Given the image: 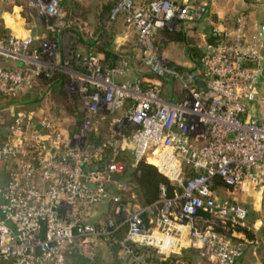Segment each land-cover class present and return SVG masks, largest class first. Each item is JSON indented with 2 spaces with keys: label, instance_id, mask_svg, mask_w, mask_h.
I'll use <instances>...</instances> for the list:
<instances>
[{
  "label": "built area",
  "instance_id": "obj_1",
  "mask_svg": "<svg viewBox=\"0 0 264 264\" xmlns=\"http://www.w3.org/2000/svg\"><path fill=\"white\" fill-rule=\"evenodd\" d=\"M22 1L39 24L54 18L66 26L61 0ZM119 15L136 33V57L151 73L176 80L185 91L180 101L144 88L140 73L117 81L132 70L129 58L109 67L80 48L61 54L57 41L34 34L38 23L22 35L0 33V60L20 63L0 66V92L29 94L37 75L59 71L65 89L79 96L81 116L68 132L49 111L0 109V264H69L72 250L94 257L99 241L123 226L124 264H151L126 242L163 258L193 249L202 264H234L246 244L233 228L252 230L249 208L236 197L251 199L264 215V39L249 33L247 14L239 12L230 31L213 29L217 38L205 41L195 75L159 56L153 40L201 11L176 0H113L110 17ZM108 117L109 136L93 138ZM118 139L130 144L135 165L149 162L175 185L172 195L160 186L157 199L143 206L109 190L122 165L90 164ZM221 192L235 199L226 201ZM103 202L111 210L98 223L91 218Z\"/></svg>",
  "mask_w": 264,
  "mask_h": 264
},
{
  "label": "rangeland",
  "instance_id": "obj_2",
  "mask_svg": "<svg viewBox=\"0 0 264 264\" xmlns=\"http://www.w3.org/2000/svg\"><path fill=\"white\" fill-rule=\"evenodd\" d=\"M135 1L139 3L147 0ZM14 3L24 5L23 1L10 2L7 0H0V31L5 33V28H8L9 30L7 32L22 35L25 29L32 27L34 22H38L37 20H34L35 18H32L28 11L23 7V10L20 11V16L23 17L24 20L20 24L14 23L15 27L10 26L9 23H12L13 17H15L17 12V9H13ZM112 3L113 0H61V6L66 13L65 16L67 28L60 34V51L62 52L67 50L73 42L76 44H85L94 42V39L97 38L96 45H110L114 52L121 54L120 59L124 56H130L131 68L134 73L141 74L149 72V69L142 64L140 58L136 57L135 55L136 50H134V48L136 36L134 32L127 29L123 22L122 16L119 15L114 19L110 17ZM22 27H24V29H21ZM198 30V27L188 29L184 28L182 29V32L193 40L195 39L197 44H201V31L198 32ZM32 32H34V30H32ZM180 33L181 29L178 27L159 30L154 37L153 46L155 47L157 54L167 59L169 63L183 67V69H189L192 67V64L185 54L184 45L180 41L176 40L177 35H180ZM34 34L41 36L43 33L37 28V31H35ZM57 48L59 50V46ZM197 70L198 68L195 71ZM171 85L174 89L172 90V93H169V88ZM162 87L163 94L165 96L167 95V97L170 96L171 98L176 99L180 98L181 94L179 93L180 91L178 83H170V81L162 82ZM65 90L67 91V88ZM40 92L41 89L35 87L30 90L29 94L32 99H37L41 95ZM68 93L71 94L73 92L69 91ZM42 97H44V95H42L40 98ZM68 97L71 105L67 104L65 107L53 104L48 99V97H46L45 101H43L41 104L27 106L22 109L35 110L34 107H37L38 114H41L44 111H49L53 118H56L54 119L58 122L59 126L70 132L79 123L78 117L80 116V112L78 110L79 100L76 102L73 95H69ZM9 116L10 115H7V117ZM112 117H114V115H112ZM112 117H108L106 121H103L99 124L97 132L93 133L92 135L93 138L100 139L102 136L104 139L109 136L110 121ZM129 132L130 128H127V130L124 131V134L127 135ZM106 151L108 160L114 158L115 161L122 165V170L118 174L114 173L111 176L108 187L109 190L111 192L119 193L125 203L129 202L140 204L131 195L133 184L130 173L135 164L130 144L122 145L121 139H118L117 142H113V145L108 147ZM91 166H96V163L92 162ZM117 183H125L127 185L126 189L121 191L117 190ZM220 195L222 199L226 201H232L235 199H232L228 193L221 192ZM242 198L243 199L241 200L236 197L235 200L245 204L249 208V211H252L251 199L245 197ZM110 210L111 203L103 202L97 205L91 219L94 220L96 217H98L99 223H103ZM250 219L253 220L250 224L252 230L255 231L258 236L264 237V215L259 212V215H251ZM254 221L260 222V225H256ZM104 245L105 244L102 241H99L100 259L96 261V264H114L111 262L112 258L109 256L106 250L107 248H105ZM70 264H72L71 261Z\"/></svg>",
  "mask_w": 264,
  "mask_h": 264
},
{
  "label": "trees",
  "instance_id": "obj_3",
  "mask_svg": "<svg viewBox=\"0 0 264 264\" xmlns=\"http://www.w3.org/2000/svg\"><path fill=\"white\" fill-rule=\"evenodd\" d=\"M180 2H185L189 4L190 6H192L193 4L186 0L180 1ZM112 6H113V3H112ZM203 14H204V11L202 12V15ZM65 21H66V17H65ZM9 24L11 25V23ZM37 28L41 30V32L43 33L41 36L37 35L39 40L57 41L58 46H59V52L61 54L65 53V51H62V52L60 51V34L63 31H65V29L67 28L66 26H59L57 24V21L54 18H49L46 20V23L44 24L38 23ZM184 28L183 27L180 28L181 33L180 35L179 34L177 35L176 40L180 41L184 45L185 54L187 58L189 59L190 63L192 64V67H190L189 69L187 68H184V69H187L193 75H195L197 73V71L195 70L199 68L200 66V59L204 54V50L203 48H200L197 45V41L195 39L194 41L192 38L183 34L182 29ZM8 30H9L8 28H5V33L1 31L0 33L2 35H7L10 33V32H7ZM216 38L217 37H215V33L212 29L210 33L208 34L206 41L214 42ZM79 39L81 40L80 37ZM96 43H97V38L94 39V42H91V43L76 44L75 42H73L68 49L70 51H73V50L80 48L86 53L98 54L101 56V63L109 67H115L116 65H119L122 60L126 58H130V56H124L123 58L120 59L121 54L118 52H114L111 49L110 45L106 44L103 46H99V45H96ZM10 62L14 63V61H10ZM176 67L177 69H181V70L183 69V67H180L178 65H176ZM10 68H13V66H11ZM141 75H142V86L144 88L152 87L161 96L165 97L166 99L170 101H174V102L180 101L185 95V91L181 87V85H179V83L176 80L170 77L157 76L151 73L150 71L146 73H141ZM168 81H170V83H178L179 91H180L179 93L181 94V95L179 94L180 98H177V99L171 98L170 96L167 97V95L165 96L163 94L162 82H168ZM35 82L36 84L33 86V88L36 87L38 89H41L40 97L42 95H44V97L42 98L38 97L37 99H32L30 94H23L16 98H10V97L3 95L0 92V109L4 107H12L17 110V109H22L24 107L31 106V105L34 106L37 104H41L43 101H45L46 97H48V99L53 104H56L57 106H62V107L67 106V104L71 105V102L69 101V97H68L69 95H73V97H75L76 102L79 100L78 98L79 96L76 93L69 94L65 90L66 77H65V74H63L62 72L56 71L51 77H47L43 73H41L35 77ZM173 89L174 88L171 85V87L169 88V93H172ZM34 109H37V107H34ZM80 118L81 116L78 117L79 121H80ZM101 139H103L102 136L100 137L99 140ZM132 156H133V152H132ZM112 160L115 161L114 158H111L109 160L107 159V151H105V153L100 158L94 159L92 161L96 163V166L94 167L91 166L92 164L91 162L90 167L99 168L104 163L112 161ZM130 176H131V180L133 184L131 195L133 196L135 200H137L140 203V205H143V206L148 205L157 199L160 186L166 187L168 195H172L175 189V185L171 183L162 174H160L154 165L144 160H140L133 167V169L131 170ZM97 222L99 223V221ZM233 231H235L238 234L234 238L236 240L244 242L246 245L256 242V238L254 237L253 231L250 229L243 228V227H234ZM125 234H126V227L123 226L119 228L118 230H116L110 238H106L102 240V241H105V244L107 245L108 251L112 258V263L114 264H117V263L124 264L125 263V259L123 256V245L121 244V242L124 239ZM126 244L132 250V253L134 255L141 257L142 259H144L145 261L151 264H187L186 261L184 262V260L180 256L183 253L184 249L181 250V252L175 256H172L169 258H163L160 255H158L155 249L152 247L144 246V245H136L131 242H126ZM67 259L71 261L72 264H96L97 263L96 261L98 260L95 257L83 256L73 250L67 254Z\"/></svg>",
  "mask_w": 264,
  "mask_h": 264
},
{
  "label": "crops",
  "instance_id": "obj_4",
  "mask_svg": "<svg viewBox=\"0 0 264 264\" xmlns=\"http://www.w3.org/2000/svg\"><path fill=\"white\" fill-rule=\"evenodd\" d=\"M22 1V0H15ZM177 1H185V0H177ZM192 4V8H196L198 11L203 12L204 14L195 19L194 21L189 22L185 28H199L198 32L201 31L202 43L197 44L200 48H203L205 41L207 40L208 34L212 29L217 30H227L230 31L235 26L236 15L243 11L247 14L248 17V31L250 34L258 33V26L261 23H264V0H186ZM13 9L17 12L15 17H13L12 23L10 26H14V23L20 24L24 18L20 16V11L23 10L22 4H13ZM19 18V20H18ZM191 26V27H190ZM15 27V26H14ZM12 28V27H11ZM21 29H24L22 27ZM129 29V28H127ZM130 31L134 32L132 29ZM135 36L136 33L134 32ZM130 59V58H129ZM3 63V64H2ZM2 64V65H1ZM186 64V62H185ZM0 65L2 67H15L19 66L20 63L10 61H2L0 60ZM135 73L131 70L125 76H116L117 81L122 80H131L134 78ZM249 211L248 221L249 224L253 220L250 219L251 215H259V212L256 210ZM94 221H98V217L94 219ZM256 225H260V222L254 221ZM255 225V226H256ZM257 227V226H256ZM254 237L256 238L255 243L247 244L245 246L244 252L242 256L234 263V264H264V237H260L253 231ZM102 240H100L101 242ZM105 244V241H102ZM107 248L106 244L104 245ZM99 243L97 245V251L95 254V258L100 259V250ZM175 256V255H174ZM184 262L187 264H202V260L199 259L197 253L193 249H184L183 253L180 255ZM144 260V259H143ZM69 261V260H68ZM70 262V261H69ZM112 262V259H111ZM149 263V262H147Z\"/></svg>",
  "mask_w": 264,
  "mask_h": 264
},
{
  "label": "water",
  "instance_id": "obj_5",
  "mask_svg": "<svg viewBox=\"0 0 264 264\" xmlns=\"http://www.w3.org/2000/svg\"><path fill=\"white\" fill-rule=\"evenodd\" d=\"M258 35L264 39V23L259 24L258 26ZM261 75L264 77V67L261 70ZM200 86L202 85L201 82L198 83ZM97 145V144H96Z\"/></svg>",
  "mask_w": 264,
  "mask_h": 264
}]
</instances>
